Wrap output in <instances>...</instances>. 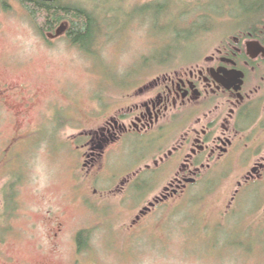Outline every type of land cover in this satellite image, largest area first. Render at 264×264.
Here are the masks:
<instances>
[{
	"label": "rangeland",
	"instance_id": "374dc122",
	"mask_svg": "<svg viewBox=\"0 0 264 264\" xmlns=\"http://www.w3.org/2000/svg\"><path fill=\"white\" fill-rule=\"evenodd\" d=\"M73 1L63 0L62 8ZM143 2L79 0L111 14L126 7L133 13ZM240 4L246 7V0H204L201 19L188 14L196 0H173L171 17L133 14L121 23L126 29L112 30L92 57L67 38L43 35L45 19L35 16L32 7L0 0V155L9 142L23 141L27 170L22 196L29 216L38 214L35 221L47 232L55 223L62 225L64 239L90 232L94 242L90 254L76 257L77 262L63 251L37 256L26 249L9 256L20 264H264V221L249 217L258 212L260 188L249 191L241 209L227 212L231 197L226 194L236 180L220 173L192 188V199L158 207L135 225L166 185L158 190V179L135 178L143 144L126 138L105 158H92L88 145L90 135L104 127L101 118L111 102L144 84V60L164 51L166 43L183 55L201 52L205 43L213 47L214 31L193 30L185 39L176 31L189 32L186 28L201 20L195 27L213 28ZM0 264H8L7 259L0 258Z\"/></svg>",
	"mask_w": 264,
	"mask_h": 264
},
{
	"label": "flooded vegetation",
	"instance_id": "af4514ba",
	"mask_svg": "<svg viewBox=\"0 0 264 264\" xmlns=\"http://www.w3.org/2000/svg\"><path fill=\"white\" fill-rule=\"evenodd\" d=\"M15 1L20 7L36 10L34 3ZM172 1L144 0L133 13L126 7L115 13L121 16L109 14L110 20H114L111 25L120 21L119 29L109 28L108 21L99 17L101 30L89 48L90 55L85 49H75L93 57L112 30L126 29L121 26L125 18H135L136 14L150 16L151 13L171 17ZM196 1L195 10L188 14L201 19L204 16L199 9L204 0ZM40 2L53 5L62 4L63 0ZM74 2L66 5L75 10L72 12L85 13L95 19L102 13L81 5L79 0ZM112 15L114 18L111 19ZM201 21L186 28L191 30L189 32L184 29L185 33H176L185 39L193 30H198V34L214 31L213 47L206 48L205 43L201 52L194 50L186 55L182 50H173L167 43L164 51L156 50L157 56L152 55L143 62L147 74L140 78L144 84L137 88L139 90L124 95L122 100L111 102L106 115L101 118L104 127L89 137L92 158H105L126 138L141 142L142 164L135 178L145 175L158 179L154 182L159 186L158 190L166 184L155 203L141 211L135 225L148 220L158 207L192 199V188L220 173H230L236 180L233 191L226 194L231 197L227 212L241 209L249 198V191L260 188L258 212L249 217L261 216L264 221V11L256 16L252 11L239 9L235 14L228 11L227 15L219 17L213 28L195 27ZM72 28L71 22L64 21L58 27L44 28L42 32L69 41ZM146 83L150 85L144 86ZM5 146L0 155V181H5L0 189V258L7 259L8 264H20L9 256V252L20 254L26 249L37 256L61 254V251L66 258L88 256L89 250L94 249L92 235L83 245L80 241L82 232L71 237L66 235L64 239L62 225L55 223L47 232L35 221L38 214L29 216V207L22 196L27 170L23 157L27 145L20 140Z\"/></svg>",
	"mask_w": 264,
	"mask_h": 264
},
{
	"label": "trees",
	"instance_id": "16d2710c",
	"mask_svg": "<svg viewBox=\"0 0 264 264\" xmlns=\"http://www.w3.org/2000/svg\"><path fill=\"white\" fill-rule=\"evenodd\" d=\"M29 4L33 3L36 5V10L37 12L34 11L35 16H39L45 19V28H55L58 27L59 24L63 23L64 21H69L72 23L73 28L71 31V38L70 44L73 47L81 48L84 49L89 53L90 50L89 48L93 45L96 37L98 36L100 32V18L103 17V20L108 21V26L109 28H117L119 29V24L113 23V21L110 20V15L111 13H108L105 10H102V13L96 16V19L94 16H90L87 14H83L80 12H72L75 11L71 8L64 7L62 8L61 4H53V5H48V4H43L39 0H27ZM249 5V6H248ZM240 10L245 11V12H251L253 13L254 16L260 14L261 12L264 11V0H252L251 2H246V7H239ZM104 15V16H103ZM98 21V22H97ZM160 26V25H158ZM44 31V30H41ZM43 35L44 33L41 32ZM182 36V35H181ZM107 37V36H106ZM21 178L22 176L19 175ZM25 176V174H24ZM91 236L90 232H82L80 235V241L84 245L85 240L87 239L88 236Z\"/></svg>",
	"mask_w": 264,
	"mask_h": 264
},
{
	"label": "water",
	"instance_id": "95a60500",
	"mask_svg": "<svg viewBox=\"0 0 264 264\" xmlns=\"http://www.w3.org/2000/svg\"><path fill=\"white\" fill-rule=\"evenodd\" d=\"M44 3H56L58 0H40Z\"/></svg>",
	"mask_w": 264,
	"mask_h": 264
}]
</instances>
